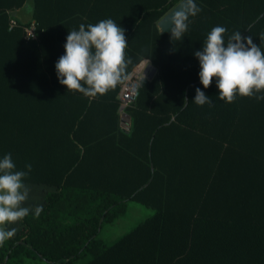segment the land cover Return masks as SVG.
<instances>
[{"label":"trees","instance_id":"1","mask_svg":"<svg viewBox=\"0 0 264 264\" xmlns=\"http://www.w3.org/2000/svg\"><path fill=\"white\" fill-rule=\"evenodd\" d=\"M27 1L37 25L29 41L28 23L8 30ZM180 1L143 12L126 37V77L145 62L156 69L126 109L129 128L118 112L125 79L70 119L65 168L64 111L52 102L49 116H37L33 148L14 157L16 170L31 164L24 182L43 188V209L31 208L0 245V264H264V100H220L215 78L201 85L194 56L216 26L226 42L240 32L264 51V0H194L201 11L177 41L157 22ZM63 54L64 0H0V76L57 78ZM196 88L211 104L194 103ZM28 135L16 132V146ZM129 201L154 214L106 244L102 227Z\"/></svg>","mask_w":264,"mask_h":264},{"label":"clouds","instance_id":"2","mask_svg":"<svg viewBox=\"0 0 264 264\" xmlns=\"http://www.w3.org/2000/svg\"><path fill=\"white\" fill-rule=\"evenodd\" d=\"M201 11L194 0L182 3L168 18L161 32L170 33V38L180 41L188 29L189 17ZM160 32V33H161ZM226 28L211 29L204 46L194 53L199 61V80L207 89L215 78L218 98L226 103L234 102L237 95L264 100V51L253 43L251 36L242 37L233 33L225 41ZM128 46L125 31L112 19L95 24H81L78 30L68 31L64 54L55 64L59 83L67 91L80 92L86 97L104 95L117 87L126 78L125 50ZM194 103L198 106L211 104V98L200 88L195 89ZM31 164L26 170H16L11 153L0 159V245L10 239L15 228L5 225L17 223L29 215L30 208L24 204L29 187L25 184ZM43 206L35 208L39 216Z\"/></svg>","mask_w":264,"mask_h":264},{"label":"crops","instance_id":"3","mask_svg":"<svg viewBox=\"0 0 264 264\" xmlns=\"http://www.w3.org/2000/svg\"><path fill=\"white\" fill-rule=\"evenodd\" d=\"M164 1L64 0V44L68 31L78 30L81 24L87 26L104 19H112L116 22L124 29L125 37H127L143 12L160 5ZM13 16L22 23L30 22L32 20V1H27L23 7L13 13ZM93 99V97H86L80 92L67 91V88L61 85L57 78L0 76V159L11 153L14 163L17 164L19 161L14 157L15 153L21 150L26 153L33 148V141H35L33 131L37 127V116H49L50 113L48 112L52 110L51 104L56 102L57 106L64 111L65 168L69 163L67 132L69 131L70 119L81 115L84 111L85 102H91ZM99 114L98 108L92 112L93 116H99ZM122 119L121 115L122 126L129 128L130 119L128 121ZM30 122L32 123L31 128ZM16 132L32 135L25 137L22 145L18 147L14 142ZM27 186L31 194L28 195L24 204L25 207H29L28 204L32 200L35 201L38 193H43L41 187ZM153 214L154 211L150 209L149 217ZM19 225L20 221L16 223V227L18 228Z\"/></svg>","mask_w":264,"mask_h":264},{"label":"rangeland","instance_id":"4","mask_svg":"<svg viewBox=\"0 0 264 264\" xmlns=\"http://www.w3.org/2000/svg\"><path fill=\"white\" fill-rule=\"evenodd\" d=\"M29 194L31 192L29 191ZM43 193L40 192L35 197V201L32 200L29 207H35L41 203ZM30 200V198H29ZM26 203V202H25ZM150 216V209L144 207L136 202L129 201L127 203V208L125 214L118 218L115 223L104 225L101 229L100 238L106 244H112L120 237L131 231L134 227H136L139 223L145 221ZM7 229L15 228L16 231L20 228L16 227V223L5 225ZM85 260L78 261L76 264H84ZM26 264H47L40 260H31Z\"/></svg>","mask_w":264,"mask_h":264},{"label":"built area","instance_id":"5","mask_svg":"<svg viewBox=\"0 0 264 264\" xmlns=\"http://www.w3.org/2000/svg\"><path fill=\"white\" fill-rule=\"evenodd\" d=\"M18 26V20L11 17L8 22V30L11 31ZM23 36L24 39L28 41L37 39V25L35 21L31 20L23 27ZM149 64V62H145L141 66L135 68L121 84L117 96L119 103L118 112L120 115L126 112V109L135 102L141 81L151 72V68H148Z\"/></svg>","mask_w":264,"mask_h":264},{"label":"water","instance_id":"6","mask_svg":"<svg viewBox=\"0 0 264 264\" xmlns=\"http://www.w3.org/2000/svg\"><path fill=\"white\" fill-rule=\"evenodd\" d=\"M182 3V1L178 2L171 10H169L158 22H157V28L159 30V33L161 32V29L166 27V26H169L167 24V21H168V18L170 17V15L173 13L174 10L177 9V7ZM166 31L164 32H161L160 34H163L165 33ZM148 68H151V72L149 74L146 75V78L147 79H151L154 74L156 73V69L154 67L151 66V64L148 65ZM122 118L123 119H126V121H128L130 119V117L128 116V114L126 112H124L122 114ZM122 119V120H123ZM128 123V122H127Z\"/></svg>","mask_w":264,"mask_h":264}]
</instances>
